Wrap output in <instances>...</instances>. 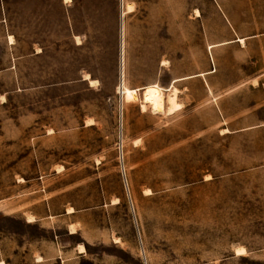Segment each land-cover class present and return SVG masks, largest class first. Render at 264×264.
Returning a JSON list of instances; mask_svg holds the SVG:
<instances>
[{"label":"rangeland","instance_id":"obj_1","mask_svg":"<svg viewBox=\"0 0 264 264\" xmlns=\"http://www.w3.org/2000/svg\"><path fill=\"white\" fill-rule=\"evenodd\" d=\"M0 264H264V0H0Z\"/></svg>","mask_w":264,"mask_h":264},{"label":"bare ground","instance_id":"obj_2","mask_svg":"<svg viewBox=\"0 0 264 264\" xmlns=\"http://www.w3.org/2000/svg\"><path fill=\"white\" fill-rule=\"evenodd\" d=\"M10 37H11L10 38L11 40L14 38V37H12V35ZM242 41H244L243 38H242ZM94 81L95 80H93V79L91 80V82H94ZM144 90H145V95H146V102L155 103L156 101L162 100L163 97L165 96L164 87L162 85L158 84V83H153V84L147 85V86L144 87ZM123 92L125 94H127L126 96L129 99H136L137 98V90L136 89H131V88H128V87H124ZM178 97H179L178 96V88L175 86V84H173L172 91H171V93L168 96V102H169V107L168 108H169L170 113L183 108L184 105L179 100ZM144 106H145V104H144ZM32 217H30L29 220H33ZM236 252H237V254H243V253L246 252V249L244 247L238 246L236 248Z\"/></svg>","mask_w":264,"mask_h":264},{"label":"crops","instance_id":"obj_3","mask_svg":"<svg viewBox=\"0 0 264 264\" xmlns=\"http://www.w3.org/2000/svg\"><path fill=\"white\" fill-rule=\"evenodd\" d=\"M169 5H170V4H169ZM175 78H177V77H175ZM173 79H174V78H173ZM173 79H172V80H173ZM180 80H181V79H180ZM178 81H179V80H178ZM176 82H177V81H176ZM176 82H175V83H176ZM170 84H171V83H170ZM170 84H169V85H170ZM169 85H168V86H169Z\"/></svg>","mask_w":264,"mask_h":264}]
</instances>
